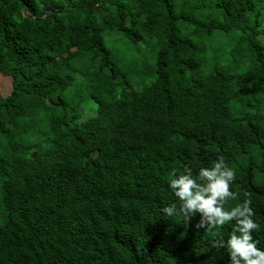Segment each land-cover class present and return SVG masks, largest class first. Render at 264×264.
<instances>
[{"label": "trees", "instance_id": "trees-1", "mask_svg": "<svg viewBox=\"0 0 264 264\" xmlns=\"http://www.w3.org/2000/svg\"><path fill=\"white\" fill-rule=\"evenodd\" d=\"M220 156L264 248V0H0V264H228L161 211Z\"/></svg>", "mask_w": 264, "mask_h": 264}, {"label": "clouds", "instance_id": "clouds-1", "mask_svg": "<svg viewBox=\"0 0 264 264\" xmlns=\"http://www.w3.org/2000/svg\"><path fill=\"white\" fill-rule=\"evenodd\" d=\"M197 176L202 182H198ZM234 180L235 171L227 166L223 156L211 166L200 168L195 175L188 167L182 174L173 170L168 187L180 205L166 203L161 211L169 217L183 214L188 219L199 214L197 226L205 230L235 220L227 240L219 242L228 251V264H264V248L257 246L252 234L258 224L253 219L250 201L244 200L228 210L224 208V201L235 196L230 188Z\"/></svg>", "mask_w": 264, "mask_h": 264}, {"label": "rangeland", "instance_id": "rangeland-1", "mask_svg": "<svg viewBox=\"0 0 264 264\" xmlns=\"http://www.w3.org/2000/svg\"><path fill=\"white\" fill-rule=\"evenodd\" d=\"M111 47H113V42L111 40H108L107 42Z\"/></svg>", "mask_w": 264, "mask_h": 264}, {"label": "water", "instance_id": "water-1", "mask_svg": "<svg viewBox=\"0 0 264 264\" xmlns=\"http://www.w3.org/2000/svg\"><path fill=\"white\" fill-rule=\"evenodd\" d=\"M26 12H27V9L25 8V10H24V15H27Z\"/></svg>", "mask_w": 264, "mask_h": 264}]
</instances>
